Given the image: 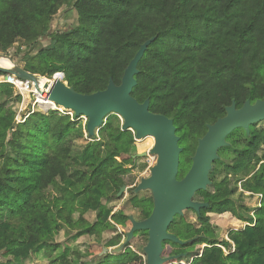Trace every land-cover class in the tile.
<instances>
[{
    "label": "trees",
    "instance_id": "trees-1",
    "mask_svg": "<svg viewBox=\"0 0 264 264\" xmlns=\"http://www.w3.org/2000/svg\"><path fill=\"white\" fill-rule=\"evenodd\" d=\"M69 4L76 24L50 33L52 18ZM153 37L138 63L131 96L138 103L149 99L151 113L173 120L182 149L181 179L207 125L224 117L232 101L238 109L246 100L264 99V0H0V54L17 41L30 49L48 38L46 48L25 53L22 68L42 79L63 73L79 94L105 90L109 78L119 85L140 45ZM20 104L13 88L0 83V210L9 212L0 220V264H23L36 253L48 264H145V232L119 253L100 257L95 252L102 248L91 245L83 261L69 254L65 242L61 259H53L63 245L54 241L60 231L68 239L111 232L103 248L124 243L125 233L116 227H129L128 215L109 203L118 200L122 186L135 184L137 176L126 169L138 153L133 133L108 118L98 130L107 142H86L76 151L83 139L78 121L35 110L18 124ZM226 142L224 150L235 154L227 165L230 176L210 180L195 194L208 204L197 217L200 227L182 218L169 226L185 242L162 244V257L185 255L170 264H264V154L257 155L264 129L251 126L248 136L235 130ZM238 191L257 199L254 208L236 202ZM132 205L140 209L139 221L151 213V198L132 199ZM87 213H94L92 222ZM209 213H229L245 225L219 241Z\"/></svg>",
    "mask_w": 264,
    "mask_h": 264
},
{
    "label": "water",
    "instance_id": "water-1",
    "mask_svg": "<svg viewBox=\"0 0 264 264\" xmlns=\"http://www.w3.org/2000/svg\"><path fill=\"white\" fill-rule=\"evenodd\" d=\"M154 40V37L150 38L140 45L126 66L119 85L109 78L105 90L87 95L77 93L67 83L57 79L53 82L46 81L49 84H44L43 92H47V101L55 106L72 112L76 119L85 118V132L89 138H93L103 127L109 115H116L122 120L120 130L132 132L134 141L153 139V146L147 152L132 156V160L146 156L156 158L155 164L149 170V176L141 178L133 189L135 194L140 191L150 192L151 213L141 221L128 215L130 229L125 233L124 243L114 249L102 248L101 254L119 253L124 245L130 243L135 233L146 232L147 243L142 249L145 264H170L185 255L162 257V244L170 242L182 246L185 242L169 233V226L176 216L182 217L185 211L200 215V211L208 207L207 203L193 201L195 194L205 191L211 184L209 173L213 164L219 160L218 150L229 146L226 142L227 136L239 129L248 136L251 126L264 121V99L254 103L246 100L238 109L232 101L231 105L225 108L224 117L212 125H207L206 133L197 140L190 168L184 177L178 179L182 149L178 145L179 137L176 135L173 120L151 113L149 99L138 103L131 96L133 88L137 85L135 76L138 74V63ZM0 57L4 56L0 54ZM0 74H13L21 80L31 82L36 91L40 90L38 82L42 78L16 65L11 69L0 68ZM23 114L24 112H21V115ZM126 189V186H122L117 197Z\"/></svg>",
    "mask_w": 264,
    "mask_h": 264
},
{
    "label": "rangeland",
    "instance_id": "rangeland-1",
    "mask_svg": "<svg viewBox=\"0 0 264 264\" xmlns=\"http://www.w3.org/2000/svg\"><path fill=\"white\" fill-rule=\"evenodd\" d=\"M70 4L62 7L59 10V12L52 18V21L50 24V33L65 30L69 28L70 26H74L76 24V16ZM48 44H49L48 38H43V39H40L32 48H30L31 49L30 50L23 42L17 41L8 50L6 54H2L4 57H0V65L3 67H8L9 69H11L13 65H16L22 68L23 66L22 60L26 56L25 54L26 52H30L32 55H34L39 50L46 48ZM21 110L23 112L24 109H21ZM21 110L18 109L17 114L15 116L16 123H17L16 120L19 119V116L21 115ZM62 111L64 114L69 115V116L73 114L72 112L65 111L64 109H62ZM108 118L111 120L112 125L114 127H121L122 120L118 116L109 115L105 119L104 124L106 123ZM77 121H78V130L83 135V139L76 143L75 145V148L77 149L76 151H79L80 149H82L83 145L86 142L96 141L99 145H102V146L105 144V142H107V137L105 135L104 130L97 132V135H95V140H89L85 132L86 119L81 117V118H78ZM256 129L257 130L264 129V121L261 123H258L256 125ZM135 143H136V147L138 148L137 149L138 153L147 152L153 146V139L145 138L139 142L135 141ZM218 154H219V160H217L213 164L212 170L209 173V179L215 182H219L225 177L228 178L230 176L228 169H227V165L232 163L233 159L235 158L234 153H231L229 150H224V148L219 149ZM263 154H264V146L260 148L257 155L260 157ZM117 161H120V160L117 159ZM155 161H156V158L154 156H146L143 158L135 159L133 165L126 166V169L135 173L137 178L133 186H131L130 188H127L124 192L121 193L120 196H118V200L109 203V205H115L114 212H117L118 210L121 209L125 211L127 215H132L134 219L138 221V217L140 215V209L133 207L132 199H136L138 201L141 199H149L151 198V195L149 191H140L135 194L133 192V189L135 188V185L139 183L141 178H147L149 176V170L155 164ZM75 162L81 163V161L78 158L75 160ZM257 169H258V166H256L255 170ZM245 176L246 175L243 174V177ZM237 187L239 189L238 185ZM240 197L241 196L238 191L235 195L236 202H241L243 203V205H245L246 207H250L251 209L254 208V205H256L257 199L255 197L250 198V199L244 198L243 196L241 198ZM254 198L256 201L254 200ZM8 217H9V212L7 210H0V220L2 221L6 220ZM86 217L89 222H92L94 219V213H87ZM207 217L209 220V224L215 230L216 238L219 241L221 240L228 241L227 239L228 232L240 230L245 225V223L238 221L235 217H233L229 213H225L222 215H216L213 213H209L207 214ZM180 218L183 219V222L187 224H191L195 228L200 227V223L197 221L195 215L191 211L183 212L182 217L176 216L173 220L174 223H179ZM116 229L119 233H126L127 231H129L130 226L126 227L125 229H122L120 226H117ZM143 234L144 233L142 232L138 233L136 238L134 240H131L130 243L133 244L134 242H136L137 239L141 237ZM111 236H112L111 232H106L103 235H101L98 239L93 238V237L89 238L86 236L78 238V239H68L66 235L64 234V231H60L56 236H54V241L60 244H63L66 242V245H68L69 254H71V252H76L79 255L80 261H83L85 259L86 251L90 250L91 245H98V247L103 248V244ZM66 245L64 244L62 245V247L53 255V259L55 260L61 259L64 246ZM95 253L99 254L100 257L104 255V254L99 253V249ZM69 257L71 258V256ZM23 264H48V261L43 257L42 253H36L35 255L29 257L26 261H24Z\"/></svg>",
    "mask_w": 264,
    "mask_h": 264
},
{
    "label": "built area",
    "instance_id": "built-area-1",
    "mask_svg": "<svg viewBox=\"0 0 264 264\" xmlns=\"http://www.w3.org/2000/svg\"><path fill=\"white\" fill-rule=\"evenodd\" d=\"M0 78H2V81H0V83L2 82L4 84L10 85L14 90V95H18L21 97V104H20L19 109L20 110L24 109L23 112L25 114H23L22 116L20 115L19 119L16 120L18 124L23 123V121L30 114H32L35 110H38L44 114H47V113L53 111V112H57L63 116H69V115L64 114L63 111L59 109V107H57L53 103L47 101V92H42L40 95H41V98L45 97L46 101L51 105L39 103L38 102L39 98H38L37 93H36V91L33 87V84L31 82L21 80L13 74L0 75ZM43 79L45 81H49V82H53V81L58 79L61 82L66 83L64 81V74L63 73H56L50 78H43ZM21 112H22V110H21ZM69 117H70L71 121H77V119L74 117L73 114L70 115ZM96 135H97V133H96ZM245 194L248 195V193H245Z\"/></svg>",
    "mask_w": 264,
    "mask_h": 264
},
{
    "label": "bare ground",
    "instance_id": "bare-ground-1",
    "mask_svg": "<svg viewBox=\"0 0 264 264\" xmlns=\"http://www.w3.org/2000/svg\"><path fill=\"white\" fill-rule=\"evenodd\" d=\"M0 68H4V69H9L8 67H3V66H1L0 65ZM2 80V78H0V81ZM44 84H49V83H47L44 79H42V80H40L39 79V82H38V85H39V91H36V93H37V96H38V98H39V103H41V104H47V105H51V104H49L47 101H46V98L45 97H43V98H41V93L44 91L43 90V86H44ZM59 109L60 110H62V108L61 107H59Z\"/></svg>",
    "mask_w": 264,
    "mask_h": 264
},
{
    "label": "flooded vegetation",
    "instance_id": "flooded-vegetation-1",
    "mask_svg": "<svg viewBox=\"0 0 264 264\" xmlns=\"http://www.w3.org/2000/svg\"><path fill=\"white\" fill-rule=\"evenodd\" d=\"M194 154V153H193ZM193 156V155H192ZM191 156V157H192ZM218 156H219V154H218ZM259 157V156H258ZM261 157V156H260ZM190 160H191V158H190ZM134 161V160H133ZM190 166H191V164H190ZM190 168V167H189ZM136 186V185H135ZM127 187V186H126ZM127 188H130V187H127ZM152 200V199H151ZM193 201H196L194 198H193ZM196 202H199V203H204V202H200V201H196ZM204 209H207V208H204ZM203 210V209H202ZM201 210V211H202ZM200 211V212H201ZM192 212V211H191ZM194 215H195V217H196V219H198L197 217H199V215H197L196 213H194V212H192ZM139 221V220H138ZM198 221V220H197ZM146 233V232H145ZM147 234V233H146Z\"/></svg>",
    "mask_w": 264,
    "mask_h": 264
}]
</instances>
